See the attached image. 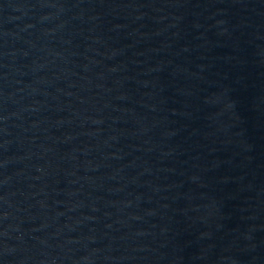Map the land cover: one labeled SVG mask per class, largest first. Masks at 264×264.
Here are the masks:
<instances>
[{
  "label": "water",
  "instance_id": "obj_1",
  "mask_svg": "<svg viewBox=\"0 0 264 264\" xmlns=\"http://www.w3.org/2000/svg\"><path fill=\"white\" fill-rule=\"evenodd\" d=\"M0 264H264V0H0Z\"/></svg>",
  "mask_w": 264,
  "mask_h": 264
}]
</instances>
